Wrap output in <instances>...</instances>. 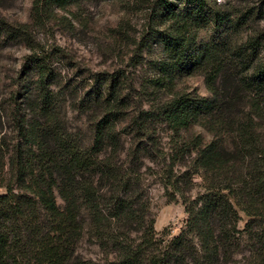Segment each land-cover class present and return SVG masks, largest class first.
Wrapping results in <instances>:
<instances>
[{"label": "trees", "instance_id": "trees-1", "mask_svg": "<svg viewBox=\"0 0 264 264\" xmlns=\"http://www.w3.org/2000/svg\"><path fill=\"white\" fill-rule=\"evenodd\" d=\"M81 1L33 0L31 14L40 22L51 7L71 11ZM146 5L154 24L141 37L156 38L163 57L154 63L140 119L164 124L171 135L162 147L144 130L145 140L133 138L124 156L116 130L125 100L120 74L90 77L79 102L82 111L91 109L85 138L68 127L60 94L50 89L54 72L34 53L28 24L0 14V46L29 47L27 68L36 73L33 96L12 91L0 101V264H228L237 250L243 264H264V148L254 119L263 114L264 47L256 36L237 46L225 37L197 43L203 27L235 33L244 13L231 20L206 0ZM227 59L237 81L230 92L215 85ZM199 69L209 96L174 89L179 77ZM247 99L251 108H239ZM147 125L132 128L148 131ZM195 125L211 136L187 134ZM145 158L161 164L163 187L178 194L187 213L184 228L169 239L144 220ZM193 176L202 189L191 198ZM240 211L247 217L242 228ZM86 240L97 246L94 256L81 251Z\"/></svg>", "mask_w": 264, "mask_h": 264}, {"label": "rangeland", "instance_id": "rangeland-1", "mask_svg": "<svg viewBox=\"0 0 264 264\" xmlns=\"http://www.w3.org/2000/svg\"><path fill=\"white\" fill-rule=\"evenodd\" d=\"M33 0H0V14L10 21L27 23L30 27L35 54H39L45 65L54 72V81L50 89L60 94L61 110L64 112L68 127L88 137L91 109L82 111L79 102L89 91L94 74H120L122 87L120 95L124 97L120 105L119 120L116 130L122 143L121 156L133 138L145 140V131L154 136L157 146H165L170 138V131L156 120H141L142 110L148 108L150 97L147 92L149 79L156 71L154 63L163 57L162 46L156 38L142 40L143 33L154 20L150 17L147 0H82L72 5L71 11L51 7L49 13L41 16L37 22L31 14ZM214 9H220L240 20L241 25L235 33L222 28L213 30L203 27L197 30L198 44L210 41L211 38L221 42L223 38L232 46L242 44L256 36L259 50L264 47V0H206ZM71 12V13H70ZM246 12V13H245ZM160 25H157V28ZM32 50L22 42L6 43L0 46V101L3 102L9 92L34 93L33 83L36 73L28 71L25 60ZM227 59L215 85L228 92L233 90L237 81L232 73V64ZM233 60V59H231ZM25 72V73H24ZM175 90L188 91L193 94L209 96L208 80L204 70L199 69L191 74L179 77ZM32 98V97H31ZM250 99L238 101L239 108L250 109ZM260 104V102H259ZM261 105V104H260ZM262 115L254 116L259 141L264 148V102ZM140 116V117H139ZM134 122L148 124L134 132ZM145 130V131H144ZM200 132L206 139L211 136L200 126H193L187 134ZM140 167L141 192L147 202L144 220L153 221L157 236L169 239L184 228L187 213L177 193L166 190L160 181L158 161L143 159ZM200 178L193 176V184L188 190L191 198L201 191ZM5 189L0 187V194ZM59 203L61 200L57 198ZM241 219L238 227L242 228L247 217L239 212ZM87 255H95L97 246L89 240L80 245ZM240 250L233 252L228 264H243Z\"/></svg>", "mask_w": 264, "mask_h": 264}]
</instances>
